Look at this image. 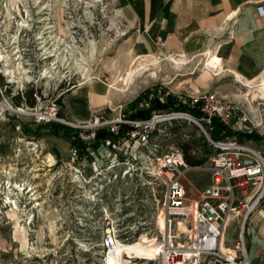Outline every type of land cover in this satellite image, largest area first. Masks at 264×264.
Listing matches in <instances>:
<instances>
[{
	"label": "rangeland",
	"instance_id": "obj_1",
	"mask_svg": "<svg viewBox=\"0 0 264 264\" xmlns=\"http://www.w3.org/2000/svg\"><path fill=\"white\" fill-rule=\"evenodd\" d=\"M132 1L0 0V53L8 55L12 69L22 68L18 81L5 74L4 62H0V146L9 148L0 153V264H106L107 258L117 264L116 250L122 246L129 249L121 253V264H143L147 258L135 255L134 248L154 243L151 230L160 212L163 178L154 176L155 157L183 148L191 157L205 161L214 152L200 128L184 118L159 123L148 148L133 143V151L126 153L115 137L110 138L113 146L101 145L86 160L72 164H67V154L57 161L42 150L39 136L48 133V127L39 135L34 132L45 124L44 113L60 99L63 108L58 117L70 120L64 96L77 88L99 87L105 94L101 109L85 122L90 125L96 120L128 119L134 109L148 107L150 99L165 102L168 96L175 108L167 113L198 114L188 98L194 93L188 88L197 67L187 60L188 64L177 68L168 58L179 57L159 54L157 46L153 54L157 68L147 66L148 71L124 82L134 57L139 56L147 26L132 14ZM51 52L54 57L45 59ZM105 86L115 89L106 93ZM30 90L33 107L11 99L25 98ZM62 126L77 131L87 143L97 130ZM226 129L231 135L218 141H239L240 136L250 135ZM251 134L255 139L243 141L264 151V135ZM114 153L117 166L105 170ZM127 162L131 166L127 178L110 184L107 176L121 174ZM208 180L204 173H187L188 195L196 196ZM17 186L20 191L14 190ZM231 227L232 223L228 233ZM107 228L129 243L117 242L102 260L100 241Z\"/></svg>",
	"mask_w": 264,
	"mask_h": 264
},
{
	"label": "built area",
	"instance_id": "obj_2",
	"mask_svg": "<svg viewBox=\"0 0 264 264\" xmlns=\"http://www.w3.org/2000/svg\"><path fill=\"white\" fill-rule=\"evenodd\" d=\"M157 44L162 47L163 41L158 39ZM234 82L237 92L230 97L214 91L190 93L188 98L191 106L197 108V115L184 112L154 113L148 120L131 121L118 117L96 120L90 125L58 117L61 106L56 99L44 113L45 123L53 122L73 129L87 126L94 130L106 128L125 153L133 151V143L148 148L152 131L163 121L184 118L195 123L202 131L214 150L202 164L188 166L179 149L155 157L154 176L163 178L158 202L163 226L157 227L155 220L150 238L158 245L159 252L152 261L143 259V264H249L245 225L264 202V151L244 141L214 142L208 133L213 120H216L228 129L264 135V71L250 79L248 86L235 79ZM241 89L245 91L242 93ZM123 124L130 128L119 135V127ZM102 145L113 146L110 138H106ZM67 155V164L79 161L75 149L69 148ZM116 156V153L111 156L105 170L111 171L117 166ZM128 163L123 165L127 166ZM90 167L94 168V162L90 163ZM129 167L123 169L121 174L108 175L107 181L111 184L126 179L130 173ZM74 171L81 175L78 169ZM192 171L209 177L208 183L194 197L188 195L184 183L186 174ZM231 223L234 237L230 247L225 248V235ZM118 241L129 243L113 229H105L100 241L102 260L114 251Z\"/></svg>",
	"mask_w": 264,
	"mask_h": 264
},
{
	"label": "crops",
	"instance_id": "obj_3",
	"mask_svg": "<svg viewBox=\"0 0 264 264\" xmlns=\"http://www.w3.org/2000/svg\"><path fill=\"white\" fill-rule=\"evenodd\" d=\"M132 3V14L147 25L138 55L153 56L157 46L161 50L159 54L186 57L191 66L197 67V73L190 78V91H214L230 97L234 94L232 88L237 91L232 73L250 80L264 71V0H135ZM158 39L163 41L162 47L158 46ZM210 54H218L221 59V73L216 79L210 74L214 69L203 67L202 60ZM104 98L103 89L92 86L65 94L68 118L88 122L101 109ZM39 137L42 150L53 160H64L71 148L70 138L48 133ZM8 150L5 145L0 146V153ZM233 237L231 227L229 233L226 231L225 248L230 247ZM245 241L249 264H264V202L245 225Z\"/></svg>",
	"mask_w": 264,
	"mask_h": 264
},
{
	"label": "trees",
	"instance_id": "obj_4",
	"mask_svg": "<svg viewBox=\"0 0 264 264\" xmlns=\"http://www.w3.org/2000/svg\"><path fill=\"white\" fill-rule=\"evenodd\" d=\"M33 91L30 90L25 93V98L21 95H16L12 97L11 99L15 101L16 104H28L29 106H34V98L32 97ZM34 94H37V91L34 92ZM23 100L24 102H20V100ZM171 97H167V100L165 102H162L159 98H152L149 100L148 107L142 108V109H134L133 112H131L128 115L127 120H148L153 113L158 114H165L168 111L173 110L175 107H173V103L170 101ZM56 102L63 108L62 101L60 99H56ZM198 112H194V114H197ZM45 127H48V134L54 135V136H62L67 137L71 139L70 147L72 149H75L77 151V159L78 160H86L89 158V155L92 152H95L105 141L106 138H113L114 136L106 129L101 128L95 130L93 132V140L91 142H83L79 138L78 132L73 131L67 127H63L60 124L49 122L41 125L37 128V130L34 132L35 134L40 133V130L44 129ZM130 128L129 125L123 124L119 127V135H123L128 129ZM209 137L213 140H221L223 137H227L231 135V132L228 131L223 125H221L216 120H213L212 127L210 132L208 133ZM239 141L243 140H249V139H255V136L253 134L250 135H244L240 136ZM262 139L255 142H261ZM181 152L183 154L185 163L188 166H197L204 162L203 159H196L194 157H191L188 155V151L186 149H181Z\"/></svg>",
	"mask_w": 264,
	"mask_h": 264
},
{
	"label": "bare ground",
	"instance_id": "obj_5",
	"mask_svg": "<svg viewBox=\"0 0 264 264\" xmlns=\"http://www.w3.org/2000/svg\"><path fill=\"white\" fill-rule=\"evenodd\" d=\"M27 4V3H26ZM46 19V18H45ZM42 39V37L40 38ZM44 51V50H43ZM48 51V50H47ZM1 52V51H0ZM45 52V51H44ZM47 53H50V52H47ZM206 53V52H205ZM207 54V53H206ZM51 57H54V53L52 54H49L48 56L45 57V59H48V58H51ZM178 57V56H177ZM11 59V58H10ZM142 59V60H140ZM168 60L173 64L175 65L177 68H181L182 65L186 64L187 63V58L184 57V56H181L177 59L175 58H168ZM45 61V60H44ZM0 62H4V72L5 74L8 76V77H12V78H15L17 79L18 81H20L21 79V71L22 68H16V69H12L9 65L10 63V60H9V57L8 55H2L0 53ZM149 62V64H148ZM202 62H204V69H214L213 70V73L214 75H217L220 71H219V67H220V62H221V59L219 57L218 54H210L204 61L202 60ZM158 61H157V58H155L154 56L152 55H145V56H135L134 59H133V64H132V67L130 68V72H129V75L126 79V81H124L125 83L126 82H132L133 78H135V75L136 74H139L141 72H145V71H148L149 69H147L146 67L148 66H152L154 67L155 69L157 68L158 66ZM202 65V64H201ZM17 66V65H16ZM185 66V65H184ZM15 68V67H14ZM151 71V70H150ZM152 72V71H151ZM153 73V72H152ZM221 73V72H220ZM218 76V75H217ZM125 78V77H124ZM232 78L235 79L236 81H240L242 82L243 84L245 85H250V80H247V79H243L240 75L236 74V73H232ZM121 80V79H120ZM87 82V81H86ZM86 82H83V83H80L78 86H82V85H85ZM116 87V86H115ZM122 87V86H121ZM125 88V87H124ZM113 90L115 88H113V86H105L104 87V90L106 91V93L108 92V90ZM122 89V88H120ZM114 93V92H113ZM249 93H251V91H249ZM14 190H18L20 191L21 188L20 186H17V187H14ZM15 205V203H14ZM158 216L156 217V225L157 227L161 228L163 226V218H162V211L160 209V212L158 210ZM140 239V238H138ZM119 242V241H118ZM122 243V242H120ZM129 249V247L127 246H122L120 249L117 248L116 251H118V254H117V264H121V259H120V256H121V253L124 252V251H127ZM134 254L135 255H143L144 258H147L149 259L150 261H152V259L157 255V253L159 252L158 250V245L155 244V243H150L149 245H147L145 248H142V249H138V248H134ZM106 264H110V260L107 258V261H106Z\"/></svg>",
	"mask_w": 264,
	"mask_h": 264
}]
</instances>
